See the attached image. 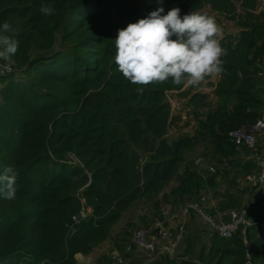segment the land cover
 Returning a JSON list of instances; mask_svg holds the SVG:
<instances>
[{"label": "trees", "instance_id": "16d2710c", "mask_svg": "<svg viewBox=\"0 0 264 264\" xmlns=\"http://www.w3.org/2000/svg\"><path fill=\"white\" fill-rule=\"evenodd\" d=\"M128 1L120 5L116 33L160 7L161 15L179 8L181 18L201 12L236 24L239 34L225 33L221 40L227 50L223 72L209 84L217 101L170 81L138 92L114 62L118 34L112 32V15L100 20L108 0H0V25L9 22L8 35L18 42L11 58L29 74L27 83L15 73L0 74V174L8 166L18 172L15 198L0 195V264H75L76 255H88L105 240L133 204L156 196L174 179L177 184L164 194L171 205L181 207L203 188L212 189L216 218L241 209L242 195L248 200L254 194L256 187L245 177L260 171L264 150L247 151L230 133L263 114L264 80L255 60L264 55V4L261 9L260 0ZM41 4L53 14L43 15ZM58 34L62 46L56 50ZM31 35L39 39L34 44ZM175 96L186 100L196 128L171 142L168 134L182 120L173 113ZM196 149L217 166L227 167L238 150L247 151L248 162L235 175L228 169L211 174L185 160ZM242 175L240 188L235 180ZM230 177L232 190H218L220 180ZM263 201L250 217L264 225ZM82 209L89 214L85 219ZM73 217L81 223L70 229ZM209 243L199 251L201 264H244L247 253L254 264H264V232L257 225L230 239L215 231Z\"/></svg>", "mask_w": 264, "mask_h": 264}, {"label": "clouds", "instance_id": "9594fccd", "mask_svg": "<svg viewBox=\"0 0 264 264\" xmlns=\"http://www.w3.org/2000/svg\"><path fill=\"white\" fill-rule=\"evenodd\" d=\"M53 11L48 5H40L43 15L50 16ZM180 11L173 8L161 15L164 9L160 7L118 30L114 62L125 79L139 86L138 92L169 81L177 88L196 87L223 72L221 57L227 50L221 46L223 30L215 18L201 12L181 18ZM11 31L9 22L0 25V61H10L18 50V42L8 35ZM17 177L12 166L0 174V195L5 199L15 198Z\"/></svg>", "mask_w": 264, "mask_h": 264}, {"label": "rangeland", "instance_id": "374dc122", "mask_svg": "<svg viewBox=\"0 0 264 264\" xmlns=\"http://www.w3.org/2000/svg\"><path fill=\"white\" fill-rule=\"evenodd\" d=\"M127 1L128 0H108V4H105V7L102 10V12L105 10V14L100 17L101 21L105 19V16L107 14H110L113 17L112 21L114 28L112 32L114 33V37H116V34H118L116 33L118 15L123 14V10L120 9V5ZM260 4H262V6L260 7L262 9L264 0H260ZM212 17L215 18L216 23L222 28L223 35L225 33H230L234 36H237L239 34L240 29H238V27L233 21L229 20L226 17L218 16L216 14H213ZM61 36V34L57 35V42L55 45L56 50H59L62 46ZM37 39L38 38L35 35H31L29 37L30 44H34L35 42H37L39 40ZM5 63H7L9 66H12L13 69H11L15 72L16 76L18 77V80L27 83V80L29 79V74L27 73L25 66L19 69L17 63H15L12 58L10 59V61ZM255 63H257L258 68H262L264 63V55H262L260 58H257V60H255ZM218 79L219 76L208 77L199 86L189 88L193 93L201 92L202 94L208 95V101L212 104H215L217 99L213 95L214 89L209 87V84H216L218 82ZM175 94L176 93L173 92L170 96H173ZM172 100V106L174 107L173 113L175 114V116H182V120H177L175 122V125L170 130L168 138L171 142L178 138V134H191L196 128V123L191 120L188 115V111L185 107L186 100L179 96L172 97ZM262 113H264V110H262ZM187 121L191 122L186 126L185 122ZM251 146L252 147L247 146V151L249 148H251V150H255L256 148L264 150V134L258 136ZM247 151L238 150L237 154L229 157L230 162L227 167H225V164H218V166H216V170L220 172L222 170L228 169L232 175H235L238 171V167L242 166L241 163L244 164L248 162ZM203 152L204 151L197 149L188 151L185 155V157H187L185 160H188L187 162L190 164V166H192V163L195 162V160L200 157ZM262 155H264V153ZM199 172L202 173L204 171L201 169ZM259 173L260 171L258 173L253 174L258 175ZM244 177L242 175L239 176V179L235 180V184L237 187L240 186L241 188L243 182L242 180ZM231 179L232 178L230 177L229 179L220 180L218 190L231 191ZM176 184L177 180L174 179L170 185H165L156 196H152L149 200H146L142 204H133L124 213L122 219L110 228V232L105 237V240L96 243L92 251L88 255H84L89 260H91L90 264H120V262H123L125 264H145L149 260V257L147 253L135 242V234L140 229L152 228L156 225L157 222H168L167 215L169 213H172L174 209L178 220H176V223H174L173 226L176 227L178 224H180L181 226L182 220L184 219L181 207L183 210V206L188 203H191L192 201L194 202V199L198 202H201V200H203V208L206 213L212 212V209L216 207L218 199L214 197L215 190L205 188H203L197 196H194L193 199H189V201L185 204H177L181 207L171 205V203L173 204V202L167 197L165 198L164 194L170 192ZM242 200L246 202L247 198L242 195ZM262 204L264 205V201ZM82 214L87 215L88 213H86L85 210L82 209L80 211V216ZM85 218H87V216L82 219ZM186 222H188L187 226L189 230L187 235L185 236L184 244L182 249L180 250V253L178 255L173 256L161 255L159 257L150 258V262L148 264H161L162 262H165L166 259L175 261L189 259L195 262L194 264H201L197 259L199 256V251L203 246H207V248L209 247L210 235L214 234L215 230L210 227L207 223H205L204 220L198 217L197 213L195 212L190 213L187 216ZM75 264H80L79 258L76 259Z\"/></svg>", "mask_w": 264, "mask_h": 264}, {"label": "built area", "instance_id": "2783aa9c", "mask_svg": "<svg viewBox=\"0 0 264 264\" xmlns=\"http://www.w3.org/2000/svg\"><path fill=\"white\" fill-rule=\"evenodd\" d=\"M4 64V61H0V74L15 73L12 71L13 68L11 65L5 69L3 67ZM259 74L264 80V63L262 71ZM263 134L264 113L254 124L244 125L232 131L230 133V137L238 146L246 145L252 147L251 145L255 142V139ZM207 160L208 159L204 156H200L195 160V165L199 168L206 166V171L211 174H215L217 166L215 160L210 159L209 163H207ZM259 163L260 173L258 175L249 174L245 177V182L249 183L251 188L256 187V189L254 190V194L245 202L241 209H230L223 215L218 214L216 218L211 215V212H205L203 208V200H201V202L195 200V202L192 201L191 203L183 206V210L181 207L184 217L181 226L180 224L176 227L173 226V224L176 223V220H178L174 209L172 213L167 215L168 222H157L152 228L140 229L135 234V242L147 253L149 260L150 258L159 257L161 255H178L183 247L185 236L188 233V222H186L187 216L194 212L197 213L198 217L204 220V222L212 227L222 238L230 239L240 231H242V234H245V231L254 225H257L258 228L264 232V225L262 223L254 222L250 217L257 204L261 200H264V156L260 159ZM85 216H88V214H82L81 219ZM224 216L227 217V220H224ZM73 221L74 222L70 226V229L81 223L80 218L78 217H73ZM77 257L79 258L80 264L91 263V260L82 254L76 255V259H78ZM149 260L145 264H148L150 262ZM120 264L125 263L120 262ZM244 264H254L248 253Z\"/></svg>", "mask_w": 264, "mask_h": 264}, {"label": "crops", "instance_id": "0c3cea01", "mask_svg": "<svg viewBox=\"0 0 264 264\" xmlns=\"http://www.w3.org/2000/svg\"><path fill=\"white\" fill-rule=\"evenodd\" d=\"M171 227V226H170Z\"/></svg>", "mask_w": 264, "mask_h": 264}]
</instances>
